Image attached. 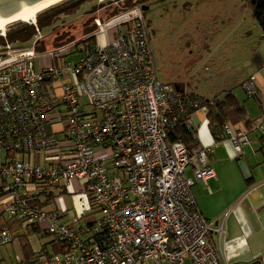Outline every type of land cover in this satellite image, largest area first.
<instances>
[{"label":"built area","instance_id":"built-area-1","mask_svg":"<svg viewBox=\"0 0 264 264\" xmlns=\"http://www.w3.org/2000/svg\"><path fill=\"white\" fill-rule=\"evenodd\" d=\"M95 24L80 42L40 53L44 36L34 23L29 47L6 42L0 50V201L7 199L0 215L59 243V254L40 252L33 264H221L211 236L221 247L224 222L203 218L191 195L216 178L211 149L168 142L181 122L197 141L193 115L207 119L214 103L160 81L142 8ZM75 53L77 64L56 66ZM48 56L54 66L37 69ZM242 87L258 96L255 76ZM252 132L264 136V117ZM225 134L243 160L250 131L226 125ZM45 193L53 195L48 203ZM14 237L0 226V248Z\"/></svg>","mask_w":264,"mask_h":264},{"label":"rangeland","instance_id":"rangeland-1","mask_svg":"<svg viewBox=\"0 0 264 264\" xmlns=\"http://www.w3.org/2000/svg\"><path fill=\"white\" fill-rule=\"evenodd\" d=\"M137 0H88L73 14L55 12L56 20L52 26L42 31L44 39L39 43L45 53L59 48L69 47L88 37L87 30L96 29L95 20L106 22L113 16L129 9V4ZM251 0H154L145 6L150 9L144 12L148 25L150 46L154 58L158 78L164 84L183 87L187 94H199L212 98L215 87L227 79L232 69L252 64L254 53L264 50V34L254 18ZM152 3V4H151ZM14 25V24H13ZM13 25L9 26L12 27ZM7 29V30H8ZM113 31L109 33L113 38ZM65 35L56 41V35ZM3 36V35H0ZM30 45L16 44V48ZM3 46L0 45V50ZM40 49V48H39ZM81 55L75 53L57 62V67L74 66ZM47 65L54 66L52 57L41 59L37 69ZM180 86H178V85ZM181 89V88H180ZM62 126H60L61 128ZM59 128V127H56ZM98 157L105 152L97 151ZM39 164H43L44 154H38ZM65 195V202L71 209L68 220L76 218L72 209L73 200ZM0 201V213L5 210ZM7 219V214L4 215ZM102 215L90 216L86 221H95ZM33 251L38 252L43 245L53 239L23 230ZM20 239L6 249L22 258ZM50 253L59 254L60 245L52 242L48 246Z\"/></svg>","mask_w":264,"mask_h":264},{"label":"crops","instance_id":"crops-1","mask_svg":"<svg viewBox=\"0 0 264 264\" xmlns=\"http://www.w3.org/2000/svg\"><path fill=\"white\" fill-rule=\"evenodd\" d=\"M252 58V64L232 69L227 79L224 78L215 87L212 98L193 93L207 100L216 97L221 100L227 94H232L244 113L239 114L230 108L226 125L250 131V143L243 148L244 159L238 160L232 146L226 141L225 133L216 140L210 122L202 112L195 113L192 118L198 135L194 148L202 146L211 149L208 163L215 170L216 178L197 183L191 189V195L203 218L215 224L224 222L226 236L221 247L217 236H211L221 264H264V136L252 132L253 123L264 117V50L258 55L254 53ZM253 76L259 90L256 98L248 97L242 87ZM186 176L193 178L191 168L187 169ZM23 230L15 233V240L20 239L21 242L22 258L6 249L0 253V264L29 263L42 250L49 252L48 246L53 241L44 244L40 251H33L31 259L27 258L23 252Z\"/></svg>","mask_w":264,"mask_h":264},{"label":"trees","instance_id":"trees-1","mask_svg":"<svg viewBox=\"0 0 264 264\" xmlns=\"http://www.w3.org/2000/svg\"><path fill=\"white\" fill-rule=\"evenodd\" d=\"M88 0H67L53 8H50L41 14H39L36 18V26L41 31L44 29H48L52 26V24L55 22V12H59L60 14H73L77 12L80 7L85 4ZM154 1V0H137L135 3L129 4V9L140 7H145V4ZM251 7L253 9V15L256 21L258 22L260 28L262 29V32L264 34V0H251L250 1ZM148 26V25H147ZM94 29L87 30L88 35H91L94 33ZM37 34V30L35 25L19 22L14 24L12 27H10L6 32V38L3 36H0V45L4 46L6 42L13 44L14 46L16 44H27L30 45L33 41L34 37ZM65 35L68 34H61L56 35V41H60L61 38H63ZM44 39V38H43ZM94 41V38H90L86 40V42L92 43ZM40 48V49H39ZM42 50V46L38 47V51ZM40 53H45L43 51H39ZM185 95L190 96L192 99H200L204 100L205 102H213L214 105L209 108V114H208V121L210 122V129L213 134V136L216 138V140H219L222 133H225V126L227 123V112L230 108H234L236 112L239 114H243L244 110L239 105L238 101L232 94H227L223 99H219V97H216L211 100L204 99L202 97L193 95V94H187ZM168 142L170 144L174 143H181L184 146H186L189 150H192L194 148L195 140L192 137V134L187 129V127L181 122L178 123L175 129L171 132L168 138ZM47 203L50 202L53 198L52 194L45 193ZM0 197H3L2 191L0 190ZM46 204V203H45ZM40 208H47L50 205H38ZM4 223V224H3ZM0 225L2 227H8L12 230V232L16 233L19 229H27L29 232L36 233L40 235L35 228L30 227H24L21 220H13V219H5L4 215H0ZM44 236V235H42ZM24 241L23 246V252L25 256L29 259L33 256V250L27 240V236L21 237ZM15 240V237H14ZM45 250H42L41 252H44ZM40 254H36L35 258ZM32 260L29 263L34 262Z\"/></svg>","mask_w":264,"mask_h":264},{"label":"bare ground","instance_id":"bare-ground-1","mask_svg":"<svg viewBox=\"0 0 264 264\" xmlns=\"http://www.w3.org/2000/svg\"><path fill=\"white\" fill-rule=\"evenodd\" d=\"M65 1L67 0H42L0 17V34L6 33L9 26L19 22L34 23L39 14Z\"/></svg>","mask_w":264,"mask_h":264},{"label":"water","instance_id":"water-1","mask_svg":"<svg viewBox=\"0 0 264 264\" xmlns=\"http://www.w3.org/2000/svg\"><path fill=\"white\" fill-rule=\"evenodd\" d=\"M39 1H42V0H0V17L10 14L30 3H37ZM142 10L143 12H146L149 10V7L145 6L142 8ZM34 23H36V20L34 21ZM28 24H31V23H28ZM0 35H3V34H0ZM257 264H262V263L259 262Z\"/></svg>","mask_w":264,"mask_h":264},{"label":"flooded vegetation","instance_id":"flooded-vegetation-1","mask_svg":"<svg viewBox=\"0 0 264 264\" xmlns=\"http://www.w3.org/2000/svg\"><path fill=\"white\" fill-rule=\"evenodd\" d=\"M152 4V3H151ZM149 7V9H150V5L148 6Z\"/></svg>","mask_w":264,"mask_h":264}]
</instances>
